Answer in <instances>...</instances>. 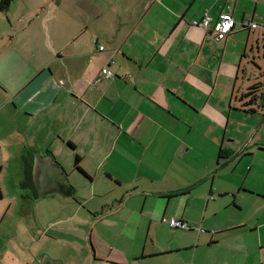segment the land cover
Here are the masks:
<instances>
[{
    "label": "crops",
    "instance_id": "0c3cea01",
    "mask_svg": "<svg viewBox=\"0 0 264 264\" xmlns=\"http://www.w3.org/2000/svg\"><path fill=\"white\" fill-rule=\"evenodd\" d=\"M13 5L0 31V175L10 163L20 182L36 156L72 162L66 176L89 181L98 199L89 212L104 211L109 228L90 220L92 264H264V224L242 218L239 197L264 203V187L243 189L254 164L236 166L244 157L264 165V108L239 107L250 86L264 91V0ZM221 14L234 21L227 36L192 26ZM102 68L114 76L95 83ZM209 125L214 151L195 152L188 137Z\"/></svg>",
    "mask_w": 264,
    "mask_h": 264
},
{
    "label": "rangeland",
    "instance_id": "374dc122",
    "mask_svg": "<svg viewBox=\"0 0 264 264\" xmlns=\"http://www.w3.org/2000/svg\"><path fill=\"white\" fill-rule=\"evenodd\" d=\"M13 3L14 1L11 3L10 9L8 8L9 11H6L7 13H0V31L4 30L6 18L11 14L12 8H16ZM260 65L262 66L263 63L261 62ZM241 80L244 79L240 76ZM205 121L209 123L210 119H205ZM262 121L264 118H261ZM0 129L7 130L8 123L4 122ZM193 130L197 131L196 128ZM211 135L212 127L209 125L207 135L203 137L190 135L188 140L195 144V152L210 154L214 151L210 144ZM236 137L238 142H242L246 138L243 132L236 133ZM16 138L17 136L14 135L9 139ZM7 154L8 152L1 151L0 158ZM244 158L245 160L239 166L237 164V167L241 168V165L247 164H254V167L250 173L247 172V169L244 170L243 184L250 188H242L250 191L252 187L263 188L264 179L259 175V172L264 168V165L260 163L262 161L258 159L259 157L254 160H251L250 157ZM3 159H0V164H5V162H1ZM64 165L61 166L65 172L71 173L72 162L71 164L65 162ZM188 165L193 167L190 163ZM3 166L4 171L0 175V189H3V198H0V218H4L0 223V264H27L32 260L30 258L32 254L37 258L40 255L48 256L52 260L60 261L61 264H92L93 249L89 241V230H92L89 224L90 220L97 221L96 230L101 234L108 232L109 228L99 222L104 218V211L93 215L89 212L91 203L98 201L97 198L91 200L93 195L89 191L92 185L89 181L74 173L73 177L69 176L70 179L66 176L75 191L70 198L51 196L38 203L23 202L20 198L22 189H20V194V191L18 192L20 175L15 174L13 170L18 167L13 168L10 163ZM80 186L87 189H80ZM93 187H96L98 191L97 183ZM89 197L91 201L88 200ZM239 197L243 201L240 213L242 218L251 219L254 224H264V203L256 198L246 196V194H240ZM9 207L8 214L2 215ZM39 210L41 212L43 210L42 221L38 219Z\"/></svg>",
    "mask_w": 264,
    "mask_h": 264
},
{
    "label": "water",
    "instance_id": "95a60500",
    "mask_svg": "<svg viewBox=\"0 0 264 264\" xmlns=\"http://www.w3.org/2000/svg\"><path fill=\"white\" fill-rule=\"evenodd\" d=\"M33 182L39 197L57 195L61 198H70L74 191L63 168L49 156H36L33 164ZM33 264H61V262L43 256L38 263Z\"/></svg>",
    "mask_w": 264,
    "mask_h": 264
},
{
    "label": "built area",
    "instance_id": "2783aa9c",
    "mask_svg": "<svg viewBox=\"0 0 264 264\" xmlns=\"http://www.w3.org/2000/svg\"><path fill=\"white\" fill-rule=\"evenodd\" d=\"M244 27L255 28L256 24L251 23L248 24L247 22H243L242 24ZM192 26L200 27L211 34H214L217 37H224L227 36L234 27V21L229 14H221L218 16L217 19L211 18L209 15L204 16L200 20H195L192 22ZM103 48H100V51ZM114 74L108 68H102L100 71V75L96 78L95 83H98L102 77L105 78H113ZM161 221L167 224L170 228H176L181 230H188L189 226L186 222L174 219V218H163ZM199 231H204L201 228L198 229Z\"/></svg>",
    "mask_w": 264,
    "mask_h": 264
},
{
    "label": "trees",
    "instance_id": "16d2710c",
    "mask_svg": "<svg viewBox=\"0 0 264 264\" xmlns=\"http://www.w3.org/2000/svg\"><path fill=\"white\" fill-rule=\"evenodd\" d=\"M14 0H0V13H5ZM248 28V27H247ZM260 84L250 86L244 93L239 96L240 109L246 113H254L259 107L264 108V91L261 89ZM234 98V95H233ZM264 118V114H263ZM69 146H71L69 144ZM72 147V146H71ZM78 157L74 160V168L83 176H88L79 167Z\"/></svg>",
    "mask_w": 264,
    "mask_h": 264
},
{
    "label": "flooded vegetation",
    "instance_id": "af4514ba",
    "mask_svg": "<svg viewBox=\"0 0 264 264\" xmlns=\"http://www.w3.org/2000/svg\"><path fill=\"white\" fill-rule=\"evenodd\" d=\"M263 54H264V51H263ZM33 164H34V160H32L31 162H27L25 160L24 166L23 168H21L22 178H21V181L19 182V186L22 189L23 194H21L20 198L22 199L23 202L30 201L33 203H38L42 199H46V198L39 197V195L37 194V191H36V188L33 182ZM37 215H38V219L42 221L43 210L42 212L40 211L39 213H37ZM2 220L3 218H0V223L2 222ZM42 257L43 256L40 255V257L37 258V257H34V254H32L30 255V258H32V260H30V263H27V264L38 263L42 259Z\"/></svg>",
    "mask_w": 264,
    "mask_h": 264
}]
</instances>
